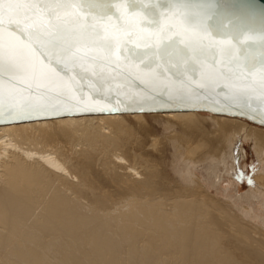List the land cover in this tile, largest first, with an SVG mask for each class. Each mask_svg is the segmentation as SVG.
Wrapping results in <instances>:
<instances>
[{
    "label": "bare ground",
    "instance_id": "1",
    "mask_svg": "<svg viewBox=\"0 0 264 264\" xmlns=\"http://www.w3.org/2000/svg\"><path fill=\"white\" fill-rule=\"evenodd\" d=\"M0 264H264V124L197 109L0 123Z\"/></svg>",
    "mask_w": 264,
    "mask_h": 264
},
{
    "label": "snow or ice",
    "instance_id": "2",
    "mask_svg": "<svg viewBox=\"0 0 264 264\" xmlns=\"http://www.w3.org/2000/svg\"><path fill=\"white\" fill-rule=\"evenodd\" d=\"M223 4L0 0V118L56 112L53 100L74 93L80 111L117 110L84 103L85 90L93 100L114 98L104 91L113 69L139 84L142 96L132 102L195 106L219 90L226 108L264 123V16L257 22L251 12L238 15ZM135 11L143 13L138 23L128 17ZM41 61L53 67L45 70Z\"/></svg>",
    "mask_w": 264,
    "mask_h": 264
},
{
    "label": "water",
    "instance_id": "3",
    "mask_svg": "<svg viewBox=\"0 0 264 264\" xmlns=\"http://www.w3.org/2000/svg\"><path fill=\"white\" fill-rule=\"evenodd\" d=\"M223 7L228 9L236 14H242L244 12H251L258 22L262 16H264V0H224ZM122 11L127 12V9L124 8ZM143 13L140 11H135L128 14L130 20L135 23H138L139 20L142 18ZM227 43V41H225ZM219 59L222 60V57ZM47 70L50 67L47 65L46 61H41ZM108 75L113 77L110 84H106L104 91L105 94H108L109 88L111 89V93L113 95L112 100H102L96 99L93 100L90 93L85 90V100L84 103L89 106L99 107V108H106V109H117L112 111H80L79 108L82 105L77 104V100L79 99V94H73L72 97H69L68 100H53V103L58 104V110L56 112L50 113H33L31 115L26 116L22 119H9L7 116L0 118V123H10V122H18V121H25V120H32V119H39V118H51L57 116H64V115H78V114H85V113H106V112H128V111H162V110H187V109H197V110H208L216 113H225L230 115H238L245 117L251 121L256 123L264 124L259 119H250L247 115L241 114L239 108L232 106V107H225V104L228 101L225 99L223 94H220L219 90L217 93L209 95L208 93H204L203 95H207L208 99L201 100L200 102L196 103L195 106L192 105H173L172 107H165L162 105V102L157 99L155 102L149 103H136L132 102V97H140L142 93L140 92V86L137 82H134L131 78L128 80H124L120 77L118 70L109 69ZM7 87V85H5ZM239 88L243 89L245 87L244 84H239ZM117 100L123 101V103H117ZM219 102V103H217ZM219 108L220 110H216Z\"/></svg>",
    "mask_w": 264,
    "mask_h": 264
},
{
    "label": "rangeland",
    "instance_id": "4",
    "mask_svg": "<svg viewBox=\"0 0 264 264\" xmlns=\"http://www.w3.org/2000/svg\"><path fill=\"white\" fill-rule=\"evenodd\" d=\"M150 123L152 124V128H151V130H152V132L153 133H161L162 134V132H163V129H162V127L161 126H159V124H157V122H155L154 120H150ZM149 142H147V144H148ZM146 144V146L147 147H149L150 148V145L148 144L147 145ZM148 149V148H147ZM169 154V153H168ZM160 156V155H159ZM167 156V155H166ZM249 168H250V171H249V173L246 175V178L244 179V182L243 183H245L244 185V187H246V184L248 183V181H249V179H250V177H251V174H252V172H251V169H252V159H251V157L249 158ZM101 169V168H100ZM96 174H98V175H100V172L99 171H97L96 172ZM96 178H97V180H100V178L96 175ZM96 186H97V183H96ZM105 188H109L110 190H115V187H113V186H110V185H108V187H105ZM244 190H246L245 188L244 189H242V192H244ZM116 193V192H115Z\"/></svg>",
    "mask_w": 264,
    "mask_h": 264
}]
</instances>
